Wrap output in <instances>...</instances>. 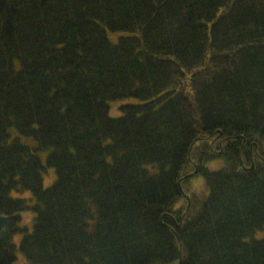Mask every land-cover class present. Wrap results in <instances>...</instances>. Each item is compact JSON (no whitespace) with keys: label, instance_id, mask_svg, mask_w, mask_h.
I'll list each match as a JSON object with an SVG mask.
<instances>
[{"label":"trees","instance_id":"trees-1","mask_svg":"<svg viewBox=\"0 0 264 264\" xmlns=\"http://www.w3.org/2000/svg\"><path fill=\"white\" fill-rule=\"evenodd\" d=\"M19 258L264 264V0H0V264Z\"/></svg>","mask_w":264,"mask_h":264},{"label":"rangeland","instance_id":"rangeland-1","mask_svg":"<svg viewBox=\"0 0 264 264\" xmlns=\"http://www.w3.org/2000/svg\"><path fill=\"white\" fill-rule=\"evenodd\" d=\"M117 39V35L114 37H111V40L115 42ZM140 100L135 98H124V99H117L109 102V114L110 116L116 117L122 114L121 106L123 104L129 103V102H139ZM224 166V162L222 159H215L213 161H209L207 163V167L210 170H217ZM55 171L52 167H47V170L43 174V185L45 187L51 185L55 181ZM190 187L188 188L190 191L195 190L196 194L198 196H202L206 193V186L204 184V180L200 175L194 176L193 181H191ZM10 195L12 197H22V198H30L31 193L27 190L24 191H16L12 190L10 192ZM33 212L32 211H24L21 213V221L20 224L26 226L29 230L32 228L33 224ZM21 234H16L14 236V241L17 244L20 240ZM19 264H25L20 258L17 260ZM29 264H31L28 261Z\"/></svg>","mask_w":264,"mask_h":264}]
</instances>
